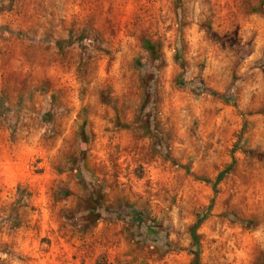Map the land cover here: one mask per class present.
Listing matches in <instances>:
<instances>
[{"label":"rangeland","instance_id":"obj_1","mask_svg":"<svg viewBox=\"0 0 264 264\" xmlns=\"http://www.w3.org/2000/svg\"><path fill=\"white\" fill-rule=\"evenodd\" d=\"M195 256L264 264V0H0V264Z\"/></svg>","mask_w":264,"mask_h":264},{"label":"trees","instance_id":"obj_2","mask_svg":"<svg viewBox=\"0 0 264 264\" xmlns=\"http://www.w3.org/2000/svg\"><path fill=\"white\" fill-rule=\"evenodd\" d=\"M221 177H222V174H220V175L217 177L216 181H219V180L221 179ZM194 228H195V227H193V230H194ZM195 255H196V254H195ZM191 264H197L196 256H195V259L192 261Z\"/></svg>","mask_w":264,"mask_h":264}]
</instances>
